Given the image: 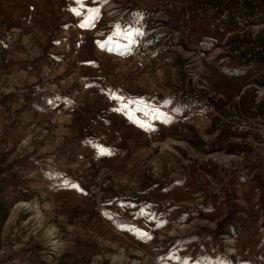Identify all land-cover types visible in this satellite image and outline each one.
<instances>
[{
  "label": "rangeland",
  "instance_id": "obj_1",
  "mask_svg": "<svg viewBox=\"0 0 264 264\" xmlns=\"http://www.w3.org/2000/svg\"><path fill=\"white\" fill-rule=\"evenodd\" d=\"M0 264H264V0H0Z\"/></svg>",
  "mask_w": 264,
  "mask_h": 264
},
{
  "label": "snow or ice",
  "instance_id": "obj_2",
  "mask_svg": "<svg viewBox=\"0 0 264 264\" xmlns=\"http://www.w3.org/2000/svg\"><path fill=\"white\" fill-rule=\"evenodd\" d=\"M76 14L79 15L78 12ZM95 15H96V10H93L92 14L86 20H84V22L80 26L81 27H89V26H91L92 21L95 19ZM116 34L118 35L119 33H116ZM100 46L103 48V47L106 46V44H101ZM141 126L143 127L144 125H141ZM103 151L104 150H101L102 154H103ZM141 235H145V234H141Z\"/></svg>",
  "mask_w": 264,
  "mask_h": 264
},
{
  "label": "trees",
  "instance_id": "obj_3",
  "mask_svg": "<svg viewBox=\"0 0 264 264\" xmlns=\"http://www.w3.org/2000/svg\"><path fill=\"white\" fill-rule=\"evenodd\" d=\"M237 219H238V217H235V218H234V222H235Z\"/></svg>",
  "mask_w": 264,
  "mask_h": 264
}]
</instances>
